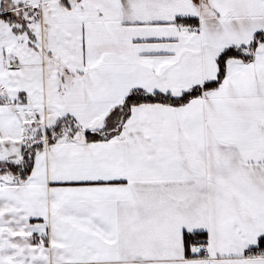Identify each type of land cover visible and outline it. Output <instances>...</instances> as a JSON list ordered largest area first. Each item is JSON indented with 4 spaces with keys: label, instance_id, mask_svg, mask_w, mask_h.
<instances>
[{
    "label": "snow or ice",
    "instance_id": "1",
    "mask_svg": "<svg viewBox=\"0 0 264 264\" xmlns=\"http://www.w3.org/2000/svg\"><path fill=\"white\" fill-rule=\"evenodd\" d=\"M0 264H264V0H0Z\"/></svg>",
    "mask_w": 264,
    "mask_h": 264
}]
</instances>
